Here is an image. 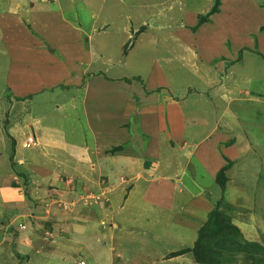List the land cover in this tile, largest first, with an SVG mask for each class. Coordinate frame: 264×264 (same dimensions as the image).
<instances>
[{
    "label": "rangeland",
    "instance_id": "374dc122",
    "mask_svg": "<svg viewBox=\"0 0 264 264\" xmlns=\"http://www.w3.org/2000/svg\"><path fill=\"white\" fill-rule=\"evenodd\" d=\"M160 104H164V122L177 114L174 108H182L186 120L183 140L189 144L185 150L191 151L192 142L200 144L213 127L223 135L219 146L218 139L210 146L214 151L242 148L238 163L227 175L221 209L232 217L252 215L247 219L254 228L249 232L252 236L246 228L240 231H245L246 241L264 244V0H221L219 4L216 0H0V190L22 182L15 173L30 174L38 190L37 185H43L42 173L64 170H58L59 165L45 155L46 149L37 152L40 148L35 140L28 145L34 129L44 127L51 135L46 140L57 144L63 139L86 143L93 149L97 134L111 148L123 147L138 157L148 153L163 164L160 172L166 176L178 172L183 184L170 195L177 201L174 213L167 210L158 223L127 215L117 219L116 230L111 228L112 213L119 205H113L109 214L103 193L84 191L76 204L78 214L100 207L108 215L98 218L94 225V239L99 243L65 253V262L58 257L48 263L36 257V250L26 248L17 230L20 224L32 226L26 218L29 204L6 205L1 193L0 264H110L109 257L115 264H133L131 260L149 256L152 261L161 253L158 248L140 251L136 244H125V239L136 242L133 237L140 238L139 245L141 238H149L152 246L160 242L163 247L171 244L172 250L192 248L198 231L174 216L178 209L184 212L180 208L192 200L187 189L191 193L200 186L203 197L212 198L214 205L223 194L216 174L210 181V176H204L208 171L197 167L195 160L185 167L187 156L176 153L180 145L172 144V129L167 123L166 132L159 131L154 123H144L148 117L145 108L153 112ZM150 116L161 115L156 112ZM119 125L123 128L118 130ZM219 157L221 162L211 163L213 170H221L231 158L225 152ZM11 158L18 165L14 169ZM21 158H28V163L39 169L34 172L27 165L22 171ZM169 164L176 168L167 167ZM108 167L105 172L109 174ZM124 172L116 175L114 184L118 185L117 194L127 195L134 184L129 170ZM90 175L97 177L93 171ZM71 181L74 184L78 178ZM67 182L66 178L59 180L65 193ZM72 182L66 184L71 192ZM35 201L31 206L42 205L39 198ZM57 205L64 208L62 203ZM15 212L17 221L8 222ZM184 216L191 219L194 213ZM239 218L244 219V215ZM139 224L148 231L135 230ZM115 231L119 243H112ZM160 235L166 238L159 240ZM113 245L116 250L106 255ZM41 246L39 253L50 251L44 243ZM20 251L26 253L22 258L16 256ZM58 252L55 250L61 254ZM238 257L236 264H257L260 260ZM185 258V264H197L191 254Z\"/></svg>",
    "mask_w": 264,
    "mask_h": 264
},
{
    "label": "crops",
    "instance_id": "0c3cea01",
    "mask_svg": "<svg viewBox=\"0 0 264 264\" xmlns=\"http://www.w3.org/2000/svg\"><path fill=\"white\" fill-rule=\"evenodd\" d=\"M146 109L147 108H145L144 112L148 113L147 114L148 117H146L144 123H154L158 125L159 127L158 129H160L161 132L162 131L166 132L165 123H167L170 129H172L170 140L180 145L179 151L176 152L177 154L179 152H182L185 156H187L186 158L187 162L185 163V167L191 165V163H194L195 160L196 162L195 165L201 169H204L205 172L208 171L207 172L208 175H205L206 173H204V176H210V181L213 182L214 175L216 174L217 177V173L220 170L217 169L213 170L214 164L212 165L211 163L215 162L216 160L218 161L220 160L221 162L222 159L219 157V154L222 155L225 152V154L228 157L231 154L230 155L231 160L236 162L238 161L237 160V157L239 156L238 151L241 152L242 149L240 146H234V147L230 146L228 148L229 151H227L228 149L223 150V148L221 149V151L218 150L214 151L212 148H210V146L215 144V142L217 141L216 139L219 140L217 142L219 146L221 142V139L219 138L220 136L221 138L223 136V135H219L216 132L217 129H215V127L212 128L210 132L211 134L208 135L205 139H203L200 142V144L197 145V143H194L193 145L192 143L191 151L185 150V147H188L189 144L187 143L181 144L183 141V135L185 131L184 128L186 125V120L183 117V113H182L183 111L181 107L174 108L177 114L176 115L173 114V116L171 117L169 116V120L166 122L161 120V119L164 120L162 116L164 111V104H160L158 110L153 112ZM160 110L162 111L159 112ZM112 111L118 112V109L113 108ZM156 112H158V114L161 115L160 118L150 116V114L154 115ZM110 117L113 118L112 113ZM105 118L108 117L106 116ZM102 119L103 118L99 119V121ZM160 121L161 124H157V122ZM88 122L90 124L91 118H88ZM105 122H110V121H105ZM110 123L113 122L111 121ZM109 126H114V125L112 124ZM116 128H118L119 130V128L122 129L123 126L119 125V127ZM46 132L47 130L45 129V127L43 129L36 128L34 129V132L29 136V138H33L35 140L36 145L39 146L37 147V149L40 148V150L37 151L38 153H40L42 149H46L47 152L45 153V155L52 158L53 162L59 165V167H57L58 170L63 168L64 170L50 172V170H47V168H41L44 171L46 170L47 171L45 173H42L43 185L38 184L37 185L38 190H36L33 187L37 183L30 178V174L25 175L22 173L21 175L19 173L17 174L15 173L16 176L20 178L22 182L19 181L18 183H16L17 184L16 187L12 185L11 186L4 185L6 189L2 187V189L0 190V194L2 193L3 196L2 201L6 205L15 204V203L25 205L26 202L29 204V207L26 209V213H27L26 218H29L31 220L32 226L28 228L26 227L25 224H20L18 227L19 229L17 230L20 233L19 236L21 238H24L22 242H24L26 248H31V250L33 251L36 250L34 253L38 255L36 256L39 257L38 259L42 258L43 260H46V263H48L50 261L54 262L55 258L59 257L61 261L65 262L68 260V257L64 255L65 253H69L73 249L78 250V248H85L86 246H89L91 243L93 244L99 243L94 239V235L96 234L94 230V225L98 223L97 219L104 215V210L103 208L97 207L95 208V210L89 209V212L78 214L77 212L78 208H76V204H78L77 202L79 201L78 197H81L82 193L84 194V191H88L92 193V195H97V194L100 195L101 193H103V195L102 194L101 195L103 196L102 198L105 200L104 201V203H106L105 207L111 210L109 214L112 213L113 205L115 204L119 205V208L116 210V212L112 213L114 220L112 221L113 223H111V228H113L114 230L118 229V225H119L118 222H120L117 219L121 217L125 219L127 215H135L137 218H144V219L147 218L148 220L147 222L155 221L158 223L159 216L165 213L167 210L170 213H174L173 210L176 208L175 203H177V201H175L174 197L172 199V196L170 195H174V191L175 190L177 191V189L183 184L181 182V177L178 176V172H176L174 175H168V176L160 172V169L161 168L163 169V164L159 162V158L157 159L154 158V156H149L148 153L144 156L141 155L140 157L134 156L133 151L131 153H128L124 150L123 147L111 148L106 143H104L103 138L98 136L97 134H95L94 136V148L91 149L86 143L78 144L76 143V141L69 142V141H64L62 139V142H59V144H57L55 142H52V140L51 141L46 140L48 136L49 137L51 136V135H47ZM212 136L213 137L215 136L214 140ZM199 140L200 138L196 139V141ZM205 141H208L209 145H207ZM100 144H102L103 146H101ZM107 148H109L110 150L106 151ZM53 150H60V153H54ZM230 151L232 153H228ZM61 154H63L64 156L61 157ZM28 158L26 159L21 158L19 162V167H21V170L24 171L26 170L25 168H27L26 166L28 165L29 168L35 172L39 168L36 167L33 163H28L29 162ZM146 161H151V163L153 164L150 165L149 168H147L145 165ZM108 165L110 167H108ZM169 166H171L172 168H176L174 164H169L167 167ZM107 167L110 170L109 174L105 172V169ZM125 169L129 170L130 177L132 178L134 177V179L131 178V182L134 185H132V190H130L127 193V195H125L124 192H120L119 194H117L116 190H118V185L114 184L116 182L115 177L119 173H125L124 172ZM88 170L89 172H87ZM232 170L228 171L227 175L230 174ZM92 171L97 173L96 178H93L90 175ZM60 178H62V180ZM64 178L67 179L68 182L66 184L68 185L72 182L71 180H73V178H78V181L80 179L81 180L79 182L78 181L74 182V184L72 182L73 185L72 192L69 190L70 185L68 186L65 184V186L68 187L67 188L68 191L67 193H65L66 191L64 190L65 188L63 187V185L59 183V180L62 182ZM176 181L178 182L176 183ZM19 183H22V185H18ZM196 183H198V181H196ZM135 185H137V187H135ZM43 186L46 187L44 188ZM201 190L202 189L200 186H197L194 189V191L191 193L187 189V192L192 197V200L184 208H180L181 210L185 209L184 212H181L183 215H181L179 209L177 210V213L174 214L175 218L180 217L182 219L181 223L184 226L191 225V227L195 230V232L199 231L203 223L207 221L209 213L215 207L212 198H209L208 200L207 198L205 199V197H203V193H201ZM76 193H78V195ZM37 194H40L42 197L47 196L48 198L47 199L42 198ZM218 196H221V194H219ZM38 198L39 200H41L42 205L38 207H34L33 205L31 206V204L33 202H36L35 200ZM178 199H181V196H179ZM60 203L64 204V208H62L61 205H57ZM129 207H136V208L129 209ZM242 208L247 209V207L245 206H242ZM15 210L18 211L19 209L15 208ZM21 210H25V209H21ZM191 211L194 213V216L191 219L190 218L186 219L184 213L185 214L191 213ZM16 213L17 212H15V214L13 213L14 216L9 218L8 222L11 220L17 221L16 220L17 218H14L16 215H18V213L17 214ZM26 215L21 214L20 216L24 217ZM237 215L239 217H242L244 215V219L243 218L240 219L239 217H235V216L232 217L230 215L232 217L233 224L237 226L239 229L241 228L240 230H244L246 228L248 230L247 234L252 236V234H249V232H251L254 228L252 227V225L247 224V221L251 220L252 215H245V214H243L242 216H240L239 214ZM104 216H108V215H104ZM192 219H198V221ZM13 221L9 224L12 225ZM184 221H187V223H185ZM104 222L105 221H102L101 224H103ZM124 222L121 224L124 225L125 224ZM4 225H8V223L5 222ZM142 225L143 224H139L135 226L134 229L135 230L142 229L148 231L147 229H144ZM27 230L29 231L28 234H26L28 232ZM244 232L242 231V234L245 237ZM253 232L256 233V231ZM261 232L264 233V227H262ZM112 238H113L112 243H114V241L119 243L118 241L119 234L117 232H116V236L112 235ZM165 238H166L165 235L158 236L159 240H164ZM133 239L136 240V242H132L133 240L130 241L129 239H125V244L127 242L129 245L136 244L137 247L140 246L139 249L140 251L150 250L152 248H158V250L161 251L159 255L155 253V255L157 256H155L152 261H149L150 258L149 256H147L146 258L140 257L139 259L131 260V263L133 264H171L178 261L181 262V264H185V262H187L185 256L188 254L179 255L176 257H174V255L179 251H182L184 249H189L191 247L185 248L183 246V248L180 250H172L169 248L171 244L169 245V247H166L165 245L163 247V244L158 242L157 245L152 246L149 238L147 239L141 238L142 241L141 244L139 245L138 243L140 238L133 237ZM176 240L180 241V239H178L177 237ZM251 242L258 243L264 246V244L256 241H251ZM42 243L45 244V247L47 249H50V251L46 252V254L44 253L45 255L39 253L38 251L41 249L38 247H42L41 246ZM55 250H59L58 253L61 252V254H55ZM115 250L116 248L113 245L110 249L106 250V255H109L111 251H115ZM19 253L18 255L20 257L26 255V253L24 254L21 251ZM106 259L107 262H111L110 264H115L112 258L109 257V259L108 258ZM99 262H100V258L98 259V263ZM27 264H31V263L29 262Z\"/></svg>",
    "mask_w": 264,
    "mask_h": 264
},
{
    "label": "trees",
    "instance_id": "16d2710c",
    "mask_svg": "<svg viewBox=\"0 0 264 264\" xmlns=\"http://www.w3.org/2000/svg\"><path fill=\"white\" fill-rule=\"evenodd\" d=\"M220 1L216 0L218 4ZM158 130L161 131L160 129ZM184 143L185 141L183 140L181 144ZM172 144L175 143L172 142ZM11 162L13 169L18 166L17 163L13 162L12 158ZM236 164L237 162L230 158L226 165L219 171L216 179L223 196L221 195L222 198L216 202L214 209L208 215L207 221L199 229L198 240L192 248L179 251L174 257L191 254L194 262L197 264H236L235 259L243 255L248 259L254 258L255 261L260 259L256 263L264 264V246L246 241L240 229L233 224L232 217L221 209L228 182L227 173L234 169ZM146 167L149 168V164ZM19 174L22 175V173ZM16 256L22 258L18 253ZM231 256L237 257L231 260Z\"/></svg>",
    "mask_w": 264,
    "mask_h": 264
},
{
    "label": "built area",
    "instance_id": "2783aa9c",
    "mask_svg": "<svg viewBox=\"0 0 264 264\" xmlns=\"http://www.w3.org/2000/svg\"><path fill=\"white\" fill-rule=\"evenodd\" d=\"M28 140H29L28 145L34 142L33 138H29ZM82 264H83V263H82Z\"/></svg>",
    "mask_w": 264,
    "mask_h": 264
},
{
    "label": "clouds",
    "instance_id": "9594fccd",
    "mask_svg": "<svg viewBox=\"0 0 264 264\" xmlns=\"http://www.w3.org/2000/svg\"><path fill=\"white\" fill-rule=\"evenodd\" d=\"M34 140V139H33Z\"/></svg>",
    "mask_w": 264,
    "mask_h": 264
}]
</instances>
